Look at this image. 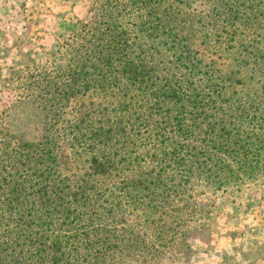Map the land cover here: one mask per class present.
<instances>
[{"label": "trees", "instance_id": "16d2710c", "mask_svg": "<svg viewBox=\"0 0 264 264\" xmlns=\"http://www.w3.org/2000/svg\"><path fill=\"white\" fill-rule=\"evenodd\" d=\"M102 1L66 64L25 79L51 115L40 140L0 130V264L186 260V237L205 214L188 187L214 192L264 175V43L261 61L250 56L263 91L240 96L239 81L181 37L182 0ZM161 55L160 75L152 59ZM88 93L115 101L98 106V120L73 109L61 122L65 104ZM73 159L82 174H68ZM137 216L153 245L135 231Z\"/></svg>", "mask_w": 264, "mask_h": 264}, {"label": "rangeland", "instance_id": "374dc122", "mask_svg": "<svg viewBox=\"0 0 264 264\" xmlns=\"http://www.w3.org/2000/svg\"><path fill=\"white\" fill-rule=\"evenodd\" d=\"M182 1L179 32L189 49L217 75L239 81L233 85L238 95L260 94L263 83L253 72L250 56L258 61L263 58L259 53L264 43V0ZM102 2L0 0V130L18 141L40 140L51 115L47 105L43 108V103L24 89L25 79L63 67L72 37L91 22ZM152 60L156 74L169 67L167 55ZM258 99L264 101L262 96ZM113 101L96 93L76 97L65 104L60 120H71L73 109H79L80 114L86 109L95 111L92 117L98 120V106ZM81 161L73 159V166L66 167L69 175L82 174ZM187 190L205 214L193 225L199 227L198 232L186 237L188 258L170 264H264V175L255 184H231L214 192L198 185ZM139 217L135 231L151 246L150 230ZM160 264H169L166 255Z\"/></svg>", "mask_w": 264, "mask_h": 264}]
</instances>
